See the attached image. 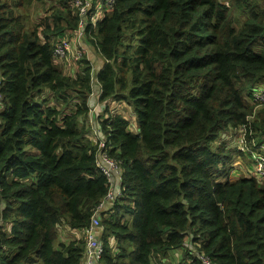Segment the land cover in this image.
Listing matches in <instances>:
<instances>
[{
  "label": "trees",
  "instance_id": "trees-1",
  "mask_svg": "<svg viewBox=\"0 0 264 264\" xmlns=\"http://www.w3.org/2000/svg\"><path fill=\"white\" fill-rule=\"evenodd\" d=\"M79 21L73 0H0V264H85L95 215L98 264H168L181 248L197 264H264V183L231 179L235 150L215 145L227 131L264 143L251 101L264 0H117L85 32L101 67L84 54L67 73L54 49ZM125 99L137 132L105 115ZM68 230L81 236L60 240Z\"/></svg>",
  "mask_w": 264,
  "mask_h": 264
},
{
  "label": "built area",
  "instance_id": "built-area-1",
  "mask_svg": "<svg viewBox=\"0 0 264 264\" xmlns=\"http://www.w3.org/2000/svg\"><path fill=\"white\" fill-rule=\"evenodd\" d=\"M117 0H73V7L77 10V14L80 18L79 28L73 33H67L60 42L57 43L54 49V56L58 62H63L67 66L79 62L84 54L85 50L82 48L81 41L86 39L85 32L89 25L96 27L97 22L100 21L106 13L114 10ZM90 23V24H89ZM92 34V32H89ZM93 35V34H92ZM95 40V37L93 36ZM79 42V44H76ZM253 104H256V108L264 107V85H256L252 91ZM94 134L99 138L102 134L96 125L94 128ZM244 142V139H242ZM100 146L104 147L105 143L101 140ZM264 149V145H261ZM242 151H249L244 146L238 147ZM252 167H246L241 169L242 174L240 176L257 179L260 183H264V153H256L254 150L250 151ZM99 168L104 171L109 177L112 176V171L117 170L116 174H120V164L118 165L107 153L103 152L100 155L98 161ZM235 166V165H234ZM116 184V183H115ZM117 186V185H116ZM118 188V186H117ZM119 189V188H118ZM115 199V192L112 189L105 200ZM101 223L95 215L89 228L85 231L87 241V252L85 255V264H98L102 259L105 247L100 238ZM199 259L201 264H214L212 259L205 255L200 254Z\"/></svg>",
  "mask_w": 264,
  "mask_h": 264
},
{
  "label": "rangeland",
  "instance_id": "rangeland-1",
  "mask_svg": "<svg viewBox=\"0 0 264 264\" xmlns=\"http://www.w3.org/2000/svg\"><path fill=\"white\" fill-rule=\"evenodd\" d=\"M42 4H37L34 7L33 13L31 15L30 21L27 23L28 27H32L35 23V21L37 20V14L38 12H40L41 8H42ZM84 42L86 41V39L83 40ZM76 44H79V42H76ZM90 45V44H89ZM92 46V45H91ZM83 48V47H82ZM99 57L101 58V62H102V57L99 54ZM60 65H64L63 67L65 68L66 72L68 73L69 71L67 69H71L70 66H67L65 63L63 62H58ZM256 85H264V81L258 82ZM255 85V86H256ZM129 102L125 99L123 101H116V100H112L109 103V112H107L105 115L108 117L110 113L114 112V113H121L124 116H126L131 123V129H133L134 131H138V121H137V116L135 114L134 108L128 104ZM98 111V109H97ZM93 128H96V122H93ZM92 136H96L95 134H93ZM220 142H224L226 145V150L229 149H234L235 150V154L232 157V162H230L232 170L230 173V178L231 179H237L239 177H241L240 175L242 174L241 169H246V167H252V163L251 161V154L250 151L254 150L257 154L258 153H264V149H262L261 145H264V143H255L253 145H247L246 143H244L242 141V139L240 138V136L235 137L233 132H223L221 133L219 139L215 142V145H217ZM239 146H244L247 150L249 149V151L245 152L242 150H237V148ZM237 147V148H236ZM264 147V146H263ZM235 165V166H234ZM222 166V164L220 165ZM3 220H1L0 224H3ZM71 233L69 234L67 232V234H62L61 237L59 238L60 240H65L67 238H70ZM103 241V240H102ZM111 243L114 244V238H111ZM104 244V242H103ZM105 246V245H104ZM180 252V251H179ZM176 250H171L170 253L168 254V260L170 262H168V264H177V257L175 256ZM178 253V252H177ZM180 260L183 261L184 257H180ZM164 264L167 263V261H163ZM195 263V262H194ZM38 264H41L40 262ZM153 264H155V262H153Z\"/></svg>",
  "mask_w": 264,
  "mask_h": 264
},
{
  "label": "crops",
  "instance_id": "crops-1",
  "mask_svg": "<svg viewBox=\"0 0 264 264\" xmlns=\"http://www.w3.org/2000/svg\"><path fill=\"white\" fill-rule=\"evenodd\" d=\"M90 43L86 40L85 42L84 41H81V45L83 46V49L85 50V57L91 61L92 63H94L95 65H97L98 67H101V58L99 57V52L98 50L94 47V46H91L89 45ZM70 70L73 71V72H76V68H78L77 66L74 67L73 66H70ZM95 88V91L96 93H98L100 91V87H94ZM93 122H96L95 118L92 117L91 119V124ZM0 223H1V218H0ZM5 225V229L9 231V224H0V227ZM67 232L70 234L71 233V236L70 238H73L75 236H81V232L79 231H66L65 234H67ZM69 239V238H67ZM65 239V240H67ZM192 245V241L189 239L187 241V246H191ZM176 250V253H175V256L177 257V264H197V263H194V259L188 257V258H185V252H186V248H181V249H174ZM180 251V252H179ZM178 252V253H177ZM196 252V251H195ZM197 253V252H196ZM184 257V260L181 261L180 260V257ZM170 262V261H169ZM84 263V262H83Z\"/></svg>",
  "mask_w": 264,
  "mask_h": 264
}]
</instances>
